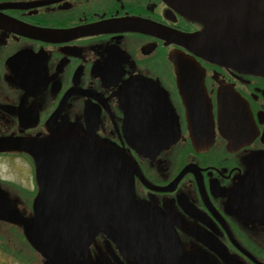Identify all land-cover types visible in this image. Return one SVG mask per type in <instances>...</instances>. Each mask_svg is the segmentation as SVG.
I'll use <instances>...</instances> for the list:
<instances>
[{"label":"flooded vegetation","instance_id":"flooded-vegetation-1","mask_svg":"<svg viewBox=\"0 0 264 264\" xmlns=\"http://www.w3.org/2000/svg\"><path fill=\"white\" fill-rule=\"evenodd\" d=\"M204 29L163 0H0V139L27 146L76 141L122 153L132 166L136 203L154 210L178 240L176 264L188 258L191 264H264V47L254 59L210 62L178 42ZM171 52L200 62V71L181 76L194 79L195 87L179 84ZM187 94L205 97L211 113L190 122ZM221 107L239 112L220 113ZM131 118L142 123L133 125ZM211 127L213 145L197 152L192 130L210 134ZM85 152L53 157L64 200L53 247L60 264H79L62 246L74 205L65 166ZM6 160L22 179L0 171V190L33 227L38 160L25 150H0V168ZM21 184L34 189L15 188ZM78 193L72 249L81 262L141 264L118 225L96 217ZM30 194L31 211L17 203ZM3 223L23 227L0 218ZM23 238L38 251L26 228ZM22 257L3 259L55 264L44 254Z\"/></svg>","mask_w":264,"mask_h":264},{"label":"water","instance_id":"water-1","mask_svg":"<svg viewBox=\"0 0 264 264\" xmlns=\"http://www.w3.org/2000/svg\"><path fill=\"white\" fill-rule=\"evenodd\" d=\"M163 1L182 15L195 19L205 26L203 32L194 36L182 35L178 40L193 55L222 64L261 56V49L264 47V0ZM193 55L182 52L170 54V61L175 66L179 84L187 89L195 87L197 82L188 77L182 79L181 76L201 70L200 62ZM186 99L185 105L188 107L190 122L195 121L197 119L195 115L199 116L200 112L211 113V106L205 97L200 99L199 96L187 94ZM226 109L221 107L219 111L221 113L225 110L228 114L231 111L239 112L237 108H231V111ZM196 112L197 114H194ZM131 121L133 125L142 123V120L137 118H131ZM190 137L197 152L208 150L215 140L212 127L210 134L193 133L192 130ZM4 149H22L33 154L38 160L37 173L41 191L34 204L36 223L33 227H28V219L19 214L1 190L0 218L9 222L24 223L27 235L37 245V250L53 259L55 264H60L59 253L54 251L53 247L63 227L60 210L64 200L60 193L59 167L54 163L53 157H63L74 150L86 152L77 157L72 165L63 163L61 167V174L65 165V168H69L68 177L74 203L70 228L62 243L66 255L83 264L72 249V238L81 209V197L78 193L80 188L89 199L96 217L112 220L118 225L119 233L126 241L130 253L141 264L178 262L180 247L176 244L178 240L172 237L171 231L164 227L167 223L148 206L136 203L132 188V166L122 153L97 147L96 144L83 146L81 142L76 141L60 144L35 142L27 146L9 138L0 139V150ZM77 166H82L78 175L75 173ZM66 178L65 174V180ZM160 224L162 229L159 227ZM106 231L113 238L112 227L107 226ZM190 261L192 258L186 259V264H191Z\"/></svg>","mask_w":264,"mask_h":264},{"label":"rangeland","instance_id":"rangeland-1","mask_svg":"<svg viewBox=\"0 0 264 264\" xmlns=\"http://www.w3.org/2000/svg\"><path fill=\"white\" fill-rule=\"evenodd\" d=\"M5 162L6 163L2 165L0 168L2 175L12 180H21L22 179L21 176L17 174L16 170L13 168L11 163L8 160H6ZM18 162L20 163V161ZM29 185L27 184L15 185V188L24 189L26 191H32L34 189V185H30L31 188L33 189H31ZM32 196L33 195L30 194L28 199L25 198L23 200H17L18 205H22V207H28L29 210L31 211V204H29L30 203L29 199L32 200L33 199ZM29 210H27L28 214L30 213ZM8 226L6 225L0 226V264H2V262H4V264H11V263H6L5 261L8 260L3 259V256L9 259H13V257L16 259L18 257L19 259H23L22 256H24V258L26 259H31L29 257L38 256L35 251L33 250L30 251L27 249L24 240L22 239L21 235H19L18 233L19 228L18 227L11 228Z\"/></svg>","mask_w":264,"mask_h":264},{"label":"bare ground","instance_id":"bare-ground-1","mask_svg":"<svg viewBox=\"0 0 264 264\" xmlns=\"http://www.w3.org/2000/svg\"><path fill=\"white\" fill-rule=\"evenodd\" d=\"M21 121H22V119H21ZM4 150H6V149H4ZM22 150V149H21ZM31 154V153H30ZM33 155V154H32ZM63 181H65V178H64V180ZM16 209V208H15ZM17 210V209H16ZM18 211V210H17ZM19 212V211H18ZM19 214H20V212H19ZM21 215V214H20ZM22 216V215H21ZM3 220V219H2ZM4 221H6V220H4ZM6 222H9V221H6ZM35 222H36V220H35ZM11 223H16V222H11ZM19 224H22V222H18ZM3 224H5V225H7L8 226V224H6V223H3ZM23 225V227L22 226H8V227H11V228H19V235H21V237H22V239L24 240V238H23V231H25V226H24V223L22 224ZM22 231V232H21ZM26 233H27V230H26ZM24 243L26 244V246H27V249L28 250H30L31 251V246L26 242V240H24ZM33 249V248H32ZM37 249V248H36ZM33 251H35L36 252V254L37 255H40L41 253L40 252H38V251H36L35 249L33 250Z\"/></svg>","mask_w":264,"mask_h":264}]
</instances>
